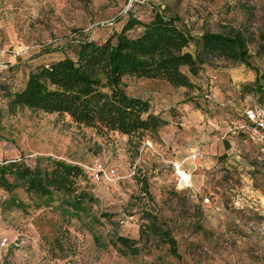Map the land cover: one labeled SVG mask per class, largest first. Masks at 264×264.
I'll use <instances>...</instances> for the list:
<instances>
[{"label": "rangeland", "instance_id": "rangeland-1", "mask_svg": "<svg viewBox=\"0 0 264 264\" xmlns=\"http://www.w3.org/2000/svg\"><path fill=\"white\" fill-rule=\"evenodd\" d=\"M154 12L177 17L193 36L240 31L247 64L207 62L192 89L126 78L128 93L167 121L140 135L8 107L38 66L73 57L83 40H105L129 15L148 21ZM250 106H264V0H0V162L77 165V189L91 198L75 206L61 192L0 187V238L7 239L0 264H264V149L244 134L223 133L221 155L205 162L191 150L192 140L219 131L212 125H228ZM95 162L116 167L121 178L93 181ZM177 167L191 175L185 189L176 187ZM145 209L171 229L180 258L163 245L139 242L135 256L114 245L115 235L138 239ZM57 236L60 251L50 244Z\"/></svg>", "mask_w": 264, "mask_h": 264}, {"label": "trees", "instance_id": "trees-1", "mask_svg": "<svg viewBox=\"0 0 264 264\" xmlns=\"http://www.w3.org/2000/svg\"><path fill=\"white\" fill-rule=\"evenodd\" d=\"M247 38L240 31H203L193 36L175 16L154 12L148 21L129 15L119 31L101 42L83 40L73 57L64 56L32 70L23 87L7 101L11 110L28 107L44 113L66 115L78 125L98 132L133 136L156 132L167 121L151 111L150 104L125 89L126 78L158 79L174 88L192 89L202 66L216 60L247 64ZM260 90L261 87H256ZM83 175L77 165L61 161L28 165L13 159L0 162V187L47 196L61 192L72 196L75 206L90 200L78 191ZM147 194V190H145ZM138 239L115 235L112 242L135 256L139 242L166 246L180 258L171 229L153 209L144 210ZM59 236L51 240L60 251Z\"/></svg>", "mask_w": 264, "mask_h": 264}, {"label": "built area", "instance_id": "built-area-1", "mask_svg": "<svg viewBox=\"0 0 264 264\" xmlns=\"http://www.w3.org/2000/svg\"><path fill=\"white\" fill-rule=\"evenodd\" d=\"M228 134H244L250 141L264 149V106H250L243 110L240 117L233 118L228 124ZM195 159L196 155H192ZM176 187L185 189L190 185L191 175L184 170H176ZM89 175L95 182L114 184L121 177L114 166L95 162L89 169ZM208 201V199H205ZM7 246V239L0 238V252Z\"/></svg>", "mask_w": 264, "mask_h": 264}, {"label": "crops", "instance_id": "crops-1", "mask_svg": "<svg viewBox=\"0 0 264 264\" xmlns=\"http://www.w3.org/2000/svg\"><path fill=\"white\" fill-rule=\"evenodd\" d=\"M220 123H221L220 125H216V124L212 125L215 128H217L219 131L215 132V134H213L209 138H206L205 134H202L199 140H195L196 142H193L192 140L191 142V150L198 151L200 153L198 154L202 156V159H204L205 162H207L209 158L211 159L214 158L215 155L222 154V135L220 134L227 133L228 125L227 124L222 125V120ZM212 129L213 128H211V130ZM217 135L220 136L218 137Z\"/></svg>", "mask_w": 264, "mask_h": 264}]
</instances>
